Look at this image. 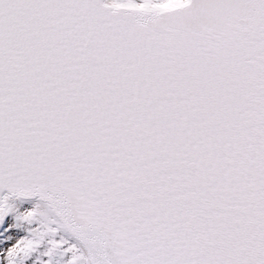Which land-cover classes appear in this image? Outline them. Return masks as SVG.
Instances as JSON below:
<instances>
[{"label":"snow or ice","instance_id":"1","mask_svg":"<svg viewBox=\"0 0 264 264\" xmlns=\"http://www.w3.org/2000/svg\"><path fill=\"white\" fill-rule=\"evenodd\" d=\"M0 264H264V0H0Z\"/></svg>","mask_w":264,"mask_h":264}]
</instances>
